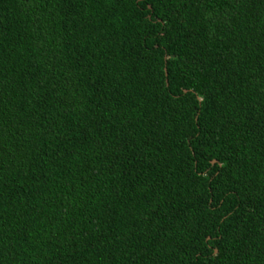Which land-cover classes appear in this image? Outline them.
<instances>
[{"label": "trees", "instance_id": "obj_1", "mask_svg": "<svg viewBox=\"0 0 264 264\" xmlns=\"http://www.w3.org/2000/svg\"><path fill=\"white\" fill-rule=\"evenodd\" d=\"M0 264H264V0H0Z\"/></svg>", "mask_w": 264, "mask_h": 264}]
</instances>
